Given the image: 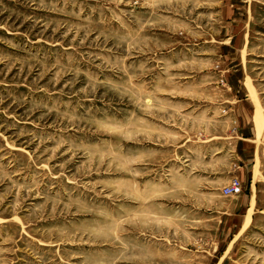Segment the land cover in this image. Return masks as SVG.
Returning a JSON list of instances; mask_svg holds the SVG:
<instances>
[{
	"label": "rangeland",
	"instance_id": "1",
	"mask_svg": "<svg viewBox=\"0 0 264 264\" xmlns=\"http://www.w3.org/2000/svg\"><path fill=\"white\" fill-rule=\"evenodd\" d=\"M0 264H264V0H0Z\"/></svg>",
	"mask_w": 264,
	"mask_h": 264
},
{
	"label": "built area",
	"instance_id": "2",
	"mask_svg": "<svg viewBox=\"0 0 264 264\" xmlns=\"http://www.w3.org/2000/svg\"><path fill=\"white\" fill-rule=\"evenodd\" d=\"M243 191L241 182L237 179L234 178L231 180V183L224 188L223 193L225 196H235L241 194Z\"/></svg>",
	"mask_w": 264,
	"mask_h": 264
}]
</instances>
